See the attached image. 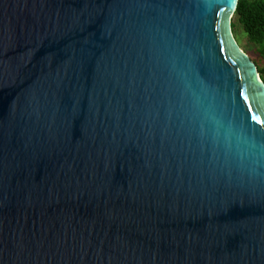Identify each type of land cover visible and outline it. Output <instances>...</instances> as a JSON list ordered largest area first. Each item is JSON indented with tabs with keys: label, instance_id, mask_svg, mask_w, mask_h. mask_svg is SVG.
Here are the masks:
<instances>
[{
	"label": "water",
	"instance_id": "1",
	"mask_svg": "<svg viewBox=\"0 0 264 264\" xmlns=\"http://www.w3.org/2000/svg\"><path fill=\"white\" fill-rule=\"evenodd\" d=\"M237 4L0 0V264H264Z\"/></svg>",
	"mask_w": 264,
	"mask_h": 264
},
{
	"label": "trees",
	"instance_id": "2",
	"mask_svg": "<svg viewBox=\"0 0 264 264\" xmlns=\"http://www.w3.org/2000/svg\"><path fill=\"white\" fill-rule=\"evenodd\" d=\"M231 25L236 40L243 35L255 45L257 57L253 60L264 81V0H238Z\"/></svg>",
	"mask_w": 264,
	"mask_h": 264
},
{
	"label": "rangeland",
	"instance_id": "3",
	"mask_svg": "<svg viewBox=\"0 0 264 264\" xmlns=\"http://www.w3.org/2000/svg\"><path fill=\"white\" fill-rule=\"evenodd\" d=\"M241 32L238 30L237 34H240ZM238 43L241 46V48L246 51V53L251 57V59L253 60L254 57H257V53L254 50L255 49V45H253L252 43H250V41L247 39V37L240 35V39L237 37ZM254 61V60H253Z\"/></svg>",
	"mask_w": 264,
	"mask_h": 264
}]
</instances>
